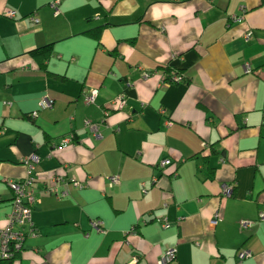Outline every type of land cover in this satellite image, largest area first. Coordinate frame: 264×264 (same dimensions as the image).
<instances>
[{"label":"crops","instance_id":"crops-1","mask_svg":"<svg viewBox=\"0 0 264 264\" xmlns=\"http://www.w3.org/2000/svg\"><path fill=\"white\" fill-rule=\"evenodd\" d=\"M52 1L0 0V228L8 182L38 156L36 236L4 264H158L172 246L169 264H237L239 249L264 264V0Z\"/></svg>","mask_w":264,"mask_h":264},{"label":"built area","instance_id":"built-area-1","mask_svg":"<svg viewBox=\"0 0 264 264\" xmlns=\"http://www.w3.org/2000/svg\"><path fill=\"white\" fill-rule=\"evenodd\" d=\"M58 4L59 0H53L50 3L51 8L55 13H58ZM4 15L8 17H13L14 12L10 9H6L4 11ZM34 22H37L38 19L32 17ZM250 33H246V37L249 36ZM168 76V80L167 77ZM180 77L176 76L173 72L165 74L164 82L172 83L180 81ZM128 85V84H127ZM98 90L96 88L90 89L85 95L84 100L87 104H92L95 101L97 96ZM113 105L116 108L122 109L125 106V96L124 93H120L118 96L115 97L113 100ZM39 107L40 108H47L52 105V100L47 97H42L39 100ZM37 112H31L30 116L34 118ZM84 125L94 134H98V124L94 123L88 119L84 120ZM2 132V130H0ZM69 138H64L62 142H69ZM38 161V156L34 153L29 155L24 159V162L28 165V172L33 170V163ZM170 163V160L166 159L160 162V166L164 167ZM27 175L23 180L20 181H9L8 186L11 189L13 196L11 201V209L7 217V222L4 227L0 228V260H7L12 261L14 260L21 252L23 248V242L26 237L25 229L29 227L28 235L36 236V232L32 227V220H31V212H32V205L35 201L33 187H32V177ZM61 175H56L52 178L53 182L57 183H64L65 180ZM109 186H113L119 183V178L117 175L109 176L108 178ZM70 184L76 186L78 188H82L83 184L81 181L70 178ZM69 183V182H68ZM51 191L57 194L56 186H52ZM64 192H61L63 195ZM222 193L224 195H230L231 193V186H223ZM220 220L217 212L213 214V217L210 220L211 225H216V223ZM258 220H264V211H260L258 214ZM257 220V221H258ZM257 221L254 220H239L238 226L240 229L251 228ZM167 223L164 222L163 226H166ZM93 228L98 232H103L102 223L99 220H95L92 222ZM176 247L172 246L167 248L158 260V264H169L172 262L176 257ZM251 252L247 249H239L236 253L237 264H242L243 260L249 258L251 256ZM135 262L133 260L131 263Z\"/></svg>","mask_w":264,"mask_h":264},{"label":"trees","instance_id":"trees-1","mask_svg":"<svg viewBox=\"0 0 264 264\" xmlns=\"http://www.w3.org/2000/svg\"><path fill=\"white\" fill-rule=\"evenodd\" d=\"M35 53V52H34ZM33 53V54H34ZM43 53V52H42ZM38 54V53H37ZM47 56H48V52H44L42 55H41V57H42V59H46L47 58ZM167 77V80L169 79L168 78V76H166ZM4 263H10V261H7V260H0V264H4Z\"/></svg>","mask_w":264,"mask_h":264}]
</instances>
